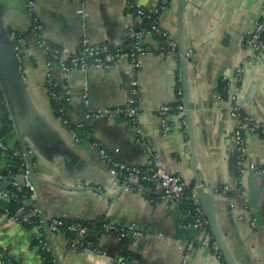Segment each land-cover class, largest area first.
<instances>
[{
    "label": "crops",
    "instance_id": "obj_1",
    "mask_svg": "<svg viewBox=\"0 0 264 264\" xmlns=\"http://www.w3.org/2000/svg\"><path fill=\"white\" fill-rule=\"evenodd\" d=\"M128 1L145 11L160 2L33 0L29 11L26 0H0V76L7 94L0 83V110L9 111L11 105L18 120L43 216L101 218L134 227L124 237L94 230L92 242L102 258L91 249L68 248L62 232L45 234L55 264H130V258L148 264H221V259L225 264H264V55L242 41L258 19L262 0H185L181 12L177 0H167L157 23L174 40L175 51H161L151 34H145L142 42L148 49L137 64L119 58L109 69L91 65L70 72L53 65L51 78L59 89L70 91L69 100L62 97L56 104L43 82L46 54L40 39L66 54L84 41L123 46L129 23L140 22L127 11ZM11 32L23 38L19 61L9 45ZM238 66L241 81L230 86L228 96L234 95L258 127L244 130L247 151L241 165L233 143L234 119L227 102L214 98L218 79L231 76ZM177 81L181 103L188 107L185 124L169 113L164 132L157 108L175 100ZM132 95L138 106L134 124L94 116L104 107L125 104ZM2 140L22 149L15 129ZM92 141L113 159L135 166L156 162L179 174L192 195L198 188L211 193V235L189 227L177 203L152 201L137 182L122 183ZM4 206L1 200L0 252L7 264H43L38 244H32L34 230L24 222L29 204L9 222Z\"/></svg>",
    "mask_w": 264,
    "mask_h": 264
},
{
    "label": "built area",
    "instance_id": "obj_2",
    "mask_svg": "<svg viewBox=\"0 0 264 264\" xmlns=\"http://www.w3.org/2000/svg\"><path fill=\"white\" fill-rule=\"evenodd\" d=\"M27 8L30 11L33 6V0H26ZM167 0H160L158 5L151 11H145L139 4L127 2V8L134 12V15L139 19L143 16L149 17L150 13H155L157 8L164 9ZM135 24L130 22L126 32V38L128 43H126L125 48L123 49L120 46H113L107 43H98L93 44L89 42H82L72 53H64L59 48L52 46L43 38L40 39L39 45L46 54V60L44 62V67L46 69V74L44 76L43 82L44 86L48 91V96L56 104L61 102L62 99L69 100L70 91L68 89L61 90L49 74V69L53 65H57L64 72H70L72 69H79L81 71H86L91 65L100 66L105 69H109L116 60L119 58H126L133 64H137V59L142 54L146 53V46L143 44L142 39L145 34H151V32L140 28L135 29ZM38 28L40 26L38 25ZM150 29L153 32H159L165 36V45L168 47L169 51L176 50V44L172 38L166 36L165 32L158 27L157 20L153 21ZM10 41L12 42L13 49L16 53V58L19 61L20 52L22 50L23 38L21 35L11 32L9 35ZM242 41L245 46L251 49L254 52L261 53L264 55V0L260 4V12L258 19L255 20L252 29L242 36ZM66 60L68 62L66 63ZM243 69L238 66L235 68L231 76L223 75V80H228V84L231 87L239 84L241 81ZM58 88V90L51 89ZM237 89V88H236ZM134 92L135 90L132 89ZM180 91H178L179 93ZM214 98L219 101L227 102L226 110L231 118L234 119V134H233V143L236 149V157L238 164L241 165L242 162L246 159L247 146L244 137V130L248 129L250 131L257 130V124L253 122L251 116L245 114L241 107L235 102L234 95L230 97H223L219 92L214 91ZM175 112L179 115L181 123L185 124V119L183 116L184 105L182 103L177 104V106L172 107L171 104H161L157 108V114L160 118V124L164 132H167L169 123H168V114ZM138 115V106L135 96L132 95L127 99L125 104L120 106H110L104 107L100 110H97L94 114L96 117H109L113 119H125L128 122L134 124L136 117ZM63 119V118H62ZM63 121H65L63 119ZM81 126V125H80ZM82 127V126H81ZM140 138V137H139ZM92 145L97 149L99 157L108 162L110 166L117 172V176L122 183H129L130 181L139 182L138 180L146 183L153 184L154 190L156 191L157 198L159 201L164 202H173L179 203L182 201L185 192H186V182L180 177L179 174L174 172L166 171L160 168L155 162L147 166H135L121 162L119 160L113 159L110 157L109 153L104 149L98 146L97 142L92 141ZM13 149L7 145L2 139H0V152H5L6 150ZM16 153V150L13 149ZM250 169H255V165L250 163ZM240 169V166H238ZM21 176L23 181L19 183L15 180L16 177ZM8 180L10 182L9 186L20 189L21 187L27 188L29 191V197L25 201V204H29L27 211V220L34 218L36 222L31 226L33 228L35 238L38 239L39 250H46L51 252L50 245L47 242L45 234H51L55 232H61V228L65 225L63 218L56 217H44L41 211L40 206L36 202V189L29 178L27 166L26 168L17 175L5 176L0 174V181ZM8 186V187H9ZM8 187L0 190V201L2 200L5 203L3 213L5 215L6 221H12L15 219L14 216H9L6 204L7 202L14 197V192L9 190ZM192 195L193 205H195L194 218L192 222L187 223V225L195 230L204 231V225L207 223V219L204 217V212L201 206L197 205V199ZM96 221H100L98 228L94 229V224ZM254 223L252 222V225ZM66 230L71 237L66 236L68 248L72 250H87L91 249L94 252V257L102 258L103 256L99 254L95 248L90 247L85 241L87 240L86 236L91 230L98 231L99 233L105 232H114L119 237H124L128 232L134 233L133 225L127 227H122L116 224L111 223L108 220H97L93 219L87 222L82 221H73L66 225ZM88 241V240H87ZM119 261L123 262L126 259L118 257ZM54 260V258H53ZM55 261V260H54ZM127 261V260H126ZM130 264H148L146 262L140 261L136 258L128 259ZM0 264H7L6 260L3 259V254L0 252ZM88 264H104L101 260L91 261Z\"/></svg>",
    "mask_w": 264,
    "mask_h": 264
},
{
    "label": "trees",
    "instance_id": "obj_3",
    "mask_svg": "<svg viewBox=\"0 0 264 264\" xmlns=\"http://www.w3.org/2000/svg\"><path fill=\"white\" fill-rule=\"evenodd\" d=\"M127 8V7H126ZM127 11L131 14H134V12L130 9L127 8ZM162 9H160L159 7L157 8V11L155 13H150L149 17L143 16L142 18H140V22L135 24V29L138 30L140 28H144L145 30L151 32V36L159 43V45L161 46V51H167L168 47L165 45V37L159 33V32H153L150 27L151 24L153 23V21L157 20L159 14L161 13ZM128 42V39H127ZM126 43H124L123 46H120L123 49L125 48ZM158 49V50H160ZM68 62V60H66V63ZM228 80H223L222 77H220L217 81L216 87H215V91L219 92L223 97H228L229 95V89L230 86L227 82ZM49 88L51 89H55L58 90V88H53L51 86H49ZM178 91H180L178 93ZM174 95H175V100L172 101L171 106L175 107L177 106V104L181 103L180 97H181V90H180V86H179V81H177V86L174 89ZM63 104V102H62ZM55 113L57 115H59L58 112V106H55ZM175 113V112H173ZM64 118V117H62ZM26 168V161H25V157L23 154V150L20 148V146H18L16 148V153L14 152L13 149H9L6 150L5 152H0V174L5 175V176H11V175H17L19 173H21L24 169ZM138 184L142 186V188L144 189V193L148 196V198H150V200L152 201H157V194L156 191L154 190L153 184L151 183H146V182H142L140 180H138ZM238 189H240L239 187V179L237 182V186ZM9 190L14 192V197L12 199H10L7 204V211H8V215L9 216H14L17 217L18 216V212L25 206V201L28 199L29 197V191L27 190V188L25 187H21L20 189H16L15 187H8ZM179 205V207L186 213L187 215V220L186 223H190L192 222L195 214V205H193V200H192V193L190 192V188H186V192L185 195L182 199L181 202L177 203ZM197 205L200 206L199 203H197ZM204 217L207 219L205 213H204ZM97 220H103L101 218H98ZM64 221L66 222L65 225L61 228V232L65 233L66 236L71 237V235H69L68 231L66 230V225L69 224L70 222H73L75 220L72 219H64ZM77 221V220H76ZM78 221H82V222H87L84 220H78ZM27 227H31L36 220L34 218H32L31 220H25L24 221ZM100 221H96L94 224V229L98 228V224ZM204 231L207 232L209 235L210 234V230H209V225H208V219H207V223L204 225ZM88 240V239H87ZM85 241L87 244L90 245V247H94L96 248L93 242L91 241ZM214 242L213 237H211L209 239V245L212 247ZM32 244H38L39 245V241L38 239H33ZM39 253L42 256V263L43 264H55V261L53 260V255L51 252L46 251V250H39ZM220 259H221V255ZM3 259L5 260L4 256ZM221 264H225L223 262V260L221 259Z\"/></svg>",
    "mask_w": 264,
    "mask_h": 264
},
{
    "label": "water",
    "instance_id": "obj_4",
    "mask_svg": "<svg viewBox=\"0 0 264 264\" xmlns=\"http://www.w3.org/2000/svg\"><path fill=\"white\" fill-rule=\"evenodd\" d=\"M185 3H186L185 0H177V8H178L179 12L182 11ZM225 39L226 38H224L223 42H225ZM9 45L11 46V48L13 50V45H12V43L10 41H9ZM182 77H183V81L182 82L184 83V74H183ZM0 83L3 86L4 94H5L6 98H7L6 90L4 88L1 76H0ZM254 89H255V86L252 85V87L250 89V95L252 94ZM187 109H188V107L186 105H184V111H186ZM13 114L14 113H13V109H12L11 105L9 107V111L0 110V139H3L9 133L14 131V129L16 130V132L18 133V136H19V138L21 140V143H22V150H23V154H24V157H25V161H26L28 175H29V178L33 182V180H34V169H33V164H32V157H31L27 147L24 145L23 134L20 131L18 120H17L16 117H13L14 116ZM15 180L18 181L19 183H21L23 181V178L21 176H18V177L15 178ZM9 184H10V182L8 180L0 181V190L8 187ZM193 197L199 201V204H200L203 212L207 216V218L212 217L213 213H214V205L212 203V195H211V193H207V192L203 191L201 188H198L196 190V193L194 194ZM95 234H96V232L94 230H91L89 232V234L86 236V238L89 241L92 242V241L95 240Z\"/></svg>",
    "mask_w": 264,
    "mask_h": 264
}]
</instances>
